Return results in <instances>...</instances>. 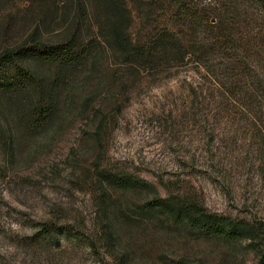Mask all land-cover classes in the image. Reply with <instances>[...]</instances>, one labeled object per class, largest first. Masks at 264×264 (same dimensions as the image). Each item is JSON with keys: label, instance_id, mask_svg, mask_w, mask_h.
<instances>
[{"label": "rangeland", "instance_id": "rangeland-1", "mask_svg": "<svg viewBox=\"0 0 264 264\" xmlns=\"http://www.w3.org/2000/svg\"><path fill=\"white\" fill-rule=\"evenodd\" d=\"M189 12L206 22L185 21ZM220 13L224 53L208 25ZM161 32L189 37L191 53L168 38L152 45ZM71 40L83 58L34 55ZM195 51H210L207 61L191 60ZM8 55L24 75L0 71L15 84L0 87V264H261L250 239L138 208L182 195L264 227L262 0H0ZM109 172L156 190L103 183Z\"/></svg>", "mask_w": 264, "mask_h": 264}, {"label": "trees", "instance_id": "trees-1", "mask_svg": "<svg viewBox=\"0 0 264 264\" xmlns=\"http://www.w3.org/2000/svg\"><path fill=\"white\" fill-rule=\"evenodd\" d=\"M262 3L264 4V0H262ZM188 17L194 18L196 22L202 25L206 22L205 17H202L201 14L196 12H189L188 15L185 14V21H187L186 19H188ZM224 18L225 14L220 13L215 17L217 23H208L212 33V45H214V48H218L222 53L225 52L222 49L226 44L228 36H230L228 34L231 33L227 28V24H225ZM156 38V42H153L152 45L156 44L157 41L168 38V40L170 39L172 43L178 46V53L179 55H182V58H185L188 53H191L184 51L185 43L189 41V37L181 39L175 35H169L168 32H161V34H159ZM117 42H119L118 38ZM119 45L122 47V44ZM72 47V40L67 44L62 45V47L43 45L40 49L36 50L37 52H35L34 55L40 60L54 62L60 60L61 57H67L73 50ZM122 49L128 55L133 54L136 57H141L143 59L149 57L152 54L151 49L141 46H132L130 48L123 47ZM68 50L70 52H68ZM84 51L85 50L83 49L78 53H71L75 56L74 58H71L70 61L83 58ZM209 54L210 51H195L193 52V58H191V60L199 62L205 59L207 61V59L204 57L208 56ZM213 54H218L216 49L215 51L213 50ZM17 57L19 58V56ZM6 67H15L21 72V75H24L22 72L23 68L18 65V60L13 56L8 55L6 57H0V71ZM12 82V80L0 82V87L3 89H11L15 86V84ZM103 183H108L114 185L117 188L132 190L135 192H152L153 189L156 190V188L150 182L134 175L122 172L105 173L103 175ZM138 209L142 217L149 215L150 213H161L164 216H167V219L170 222L174 221L178 224H185L186 226H189L205 235L222 236L229 240L250 239L259 247V251L262 255L261 264H264V227L262 226L243 219H235L211 213L196 200L182 195H174L167 198L157 196L149 200L144 206H139ZM54 228L55 227L53 224H44L42 226V231L46 234H52L54 232ZM258 242L260 244H258ZM90 245L92 248H95L93 242Z\"/></svg>", "mask_w": 264, "mask_h": 264}]
</instances>
